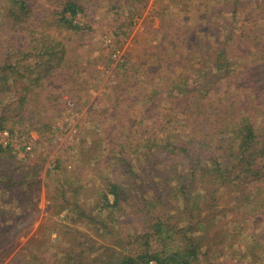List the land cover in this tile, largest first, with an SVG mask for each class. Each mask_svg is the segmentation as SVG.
I'll return each instance as SVG.
<instances>
[{"label": "rangeland", "instance_id": "1", "mask_svg": "<svg viewBox=\"0 0 264 264\" xmlns=\"http://www.w3.org/2000/svg\"><path fill=\"white\" fill-rule=\"evenodd\" d=\"M81 1L86 9L85 14H80L76 18L85 26L84 31L80 32L66 30L57 23L52 24L60 18L58 13L62 11L65 0L28 2L32 3L34 8L33 22H29L28 26L38 31L35 38L42 43L43 37L50 35L56 42L70 46L61 68H58L61 77L51 81L42 79L39 82L41 87L38 85L32 87L33 90L42 93L44 103L39 109H42L43 117L50 118L48 123L51 125V131L46 135L44 133L43 141L35 144V141L40 140L41 134L37 127L33 128L29 124L25 129L16 126L14 133L10 132L12 124H7L4 131H0V143L4 146L11 145L12 154H18V161H22L25 166H33L39 161L42 164L37 177L41 181L34 189L33 198L36 204L34 210H31V206L20 207L19 198L10 203L5 194L2 193L0 196V205L6 206V213L15 212L18 217L16 220L0 222V227L11 224L14 227L5 237L6 247H13V250L0 264H42L46 260L59 261L65 256L64 250L73 244L78 251L86 248L80 244L95 243L96 247L110 244L112 236L104 235L100 229V222L93 219V216L100 213V207L96 206L92 194L94 182L99 184L105 176L126 179L124 171L116 170L120 164H116L115 160L122 146L135 145L134 137L141 129L144 115H159L165 119L177 118L176 115L181 113L186 103L198 99L208 108L206 103L208 101L214 104L210 107H217L215 105L217 99H222L224 103L227 94V98L234 99L237 106L246 104L244 102L246 98L249 106L252 101L253 106L264 108V94H261L264 93L262 72H259L261 78L254 85L249 84L253 79V73L244 75V70L238 69V75L234 74L223 83H218L213 91L208 90L204 93L203 98L197 91L184 94L189 77H194L193 72L189 73L188 61L192 59V63L195 64L199 60L202 61L205 53L214 52L215 40L227 29L221 20L232 15L222 8L224 0H145L132 7L127 5L128 0ZM254 1L251 0L253 3ZM9 5L8 0H0V11ZM249 6L250 3L246 5L247 9ZM220 9L224 16H220ZM211 17L217 23L215 28H211L216 34L215 39L199 41L190 36L188 41L183 39L182 28L190 26L191 29L202 31ZM245 17L244 14L238 18L241 22L238 29L251 27L248 26V19ZM208 29L210 27L206 28ZM41 30L45 32L41 33ZM240 33L241 31L237 30V34ZM24 38L26 39L24 34L3 27L0 15L1 64L5 65L12 61L16 66L14 74L10 70L12 81L17 75L25 72L30 75V71H25L24 67L29 65L35 67L37 60L41 59L38 50L30 51L28 48L30 45L24 47L26 42ZM160 44L165 45V56H161L158 48ZM194 47L202 51L193 53ZM57 50L60 51L61 47H57ZM245 59L238 60L241 68L252 64L249 59L244 61ZM137 62L139 64H136ZM135 64L139 66L136 67ZM195 67L198 69L196 64ZM136 68L137 71L134 70ZM33 71L36 74L39 72L34 69ZM34 75L31 74L32 77ZM70 76L81 82L80 89H76L73 80L68 79ZM119 84L120 87L113 89ZM17 95L13 92L7 100L10 98L17 101L15 97ZM54 95L60 96L62 109L57 107ZM78 97L84 98L79 101ZM259 97L262 98L257 100ZM97 110H104L103 120L91 116ZM211 112L213 109L209 110V113ZM244 113L246 112L239 110L230 121L235 122L238 116ZM256 113L262 116L258 118V125H261L264 121V109H259ZM204 119L209 125L211 117L207 116ZM27 129H30L29 135L26 134ZM39 153L42 161L39 159ZM88 154L94 159L87 160ZM112 162L113 166L108 167ZM155 166L159 171L162 170L159 163ZM139 167L141 168L140 164ZM100 168H103V173ZM133 169L139 171L137 168ZM56 177L61 180L65 178L66 181L72 179L74 182L81 179L85 187L74 197L68 186L62 191L56 188L58 186ZM132 188L131 184H126V191L130 194L129 200L132 199ZM22 189H25V186H22ZM48 190L50 194H57L59 197L65 193L67 201L72 203L71 208H74L75 204L83 205V208L78 210L86 211V216L77 218L78 212L68 213L69 210L53 214V210L50 209L51 200L47 197ZM219 195L221 198L217 209L223 213H214L215 216L212 214L215 218L214 223H210L208 233L206 231L203 233L207 236L204 235L205 241L200 248L201 255L194 264H254V245L261 235H264V216H260L261 212L255 205L264 203V193L257 197L255 202L253 199L247 204L241 202L243 199L241 193L236 195L240 196L236 199L234 194L222 188ZM179 197L180 200L175 197L169 198L171 205L179 206L177 210L171 211L178 215L176 221L182 216L179 223L182 227L187 224L181 214L185 210L182 194ZM109 214L103 210L101 219L106 220ZM204 214L203 211L202 215ZM74 217L79 220L78 223L73 220ZM133 227H138V223L134 222L131 227L126 225L123 229H116L125 244L123 247L112 244L111 246L116 247L123 255L141 253L146 248L147 237L136 240ZM138 229L142 231L141 228ZM3 231L0 229V234L4 233ZM152 233L153 230H149L151 244H155L154 249H158L160 244ZM164 241L176 246L181 245L183 239L182 235H178L176 239ZM159 242L161 243L160 240ZM86 250L88 251L87 248ZM100 251L97 250L93 256Z\"/></svg>", "mask_w": 264, "mask_h": 264}, {"label": "trees", "instance_id": "2", "mask_svg": "<svg viewBox=\"0 0 264 264\" xmlns=\"http://www.w3.org/2000/svg\"><path fill=\"white\" fill-rule=\"evenodd\" d=\"M8 1L9 7L0 11L3 27L24 34L26 37V39L24 38V42L26 41L24 47L30 45L31 47H28L30 51L38 50L41 59L37 60L38 63L35 67L32 65L24 67L25 71H30V75L25 72L17 75L16 79L12 81L10 70L14 74L16 66L12 61L2 65L0 58V131H4L7 124H12L13 128L10 132L14 133L16 126L25 129L29 124L33 128L37 127L41 134L40 140L35 141V144H39L47 132L51 131V125L48 123L50 118L43 117V111L39 109L40 105L44 103L43 97H41L42 93L33 90L32 87L33 85L41 87L39 82L42 79L46 78L47 81H51L61 77L58 68H61L62 62L67 57L70 45L56 42L55 38L50 35L44 36L41 43L35 38L38 31L28 26L29 22H33L32 15L34 13L32 3H28L30 0ZM144 1L128 0L127 5L138 6V3ZM223 3L224 7L222 8L231 12L232 15L221 20L227 29L215 40L214 52L205 53L207 55L206 57L205 54L202 56V61L195 62L198 69L192 63V59L188 61L189 73L193 72L194 77H189L185 86L187 89L184 90L185 95L197 91L203 98V94L208 90L213 91L218 83H223L225 79H229L234 74V76L238 75V69L244 70V75L253 73V79L249 82L252 85L260 80L259 72L264 73V0H255L254 3L251 0H224ZM249 3L251 6L247 9L246 5ZM85 9L81 0H65L62 11L58 13L60 18L52 24L57 23L58 26L69 31H84L85 26L81 25L76 18L80 14H85ZM244 14L248 19V26L251 27L238 29L237 27L241 24L238 18ZM220 16H224L221 9ZM212 18L202 31L191 29L190 26L182 28L183 39L188 41L189 36L199 41L215 39L216 34L211 28H215L217 23ZM208 27L210 29L206 30ZM237 30H240L241 33L237 34ZM40 32L43 33L45 30ZM199 45L201 46V44ZM59 46L61 47L60 51L57 50ZM164 46V44H160L158 47L161 56L166 55ZM253 47L254 49H252ZM194 48L195 50L192 48L193 53L196 51L198 53V50L202 51L200 48ZM241 58H246L244 61L249 59L252 64L241 68L238 61ZM130 65H132L131 61ZM138 66L136 65V67ZM33 69L39 72L36 74ZM137 69L134 70L137 71ZM33 73L34 77L31 76ZM68 79L73 80L76 89L82 87L81 82L74 79L73 76ZM20 83L22 86H19ZM117 87H120V84L114 86L113 89ZM13 92L18 94L15 96L17 101L10 100V98L7 100ZM227 97L228 94L224 103L222 99H217L218 102L215 103L217 107H210L214 104L210 101L206 102L209 108L195 99L193 102L186 103L181 113L176 115L177 118L165 119L164 116L159 115H144L141 129L134 137L135 145L122 146L120 154L115 160L116 164H120L116 170L124 171L126 179L105 176L99 184L94 182L92 194L96 206L100 207V213L93 216V219L100 222V229L104 235L112 236L110 244L107 243L101 247H96L95 243L80 244L85 245L88 251L86 248L78 251L73 244L64 250L65 256L59 261L46 260L42 264L197 263L201 255L200 248L207 236L203 233L205 231L208 233L210 223H214L215 220L212 214L223 213L217 209L221 198L220 190L225 188L234 194L236 199L240 197L236 195L241 193L243 196L241 202L244 204L252 202L253 199L255 202V199L264 193V121L258 125V118L262 116L256 113L259 109L264 108L253 106L252 101L249 106L246 98L244 101L246 104L237 106L234 99ZM78 98L80 101L84 97ZM261 98L259 97L257 100ZM60 99V96L54 95V101L58 103L57 107L62 109ZM220 101L222 105H220ZM210 109H213V112L209 113ZM239 110L246 113L240 114L235 122L230 121V118L234 117ZM104 115V110H97L91 114L95 119L101 120ZM207 116L211 117L209 125L204 119ZM29 130L27 129V135H29ZM30 140L32 139L30 138ZM39 154V159L42 161L41 153ZM17 159L18 154H12L11 145L4 146L0 143V196L2 193L5 194L10 203L15 198H19L20 207L31 206V210H34L36 208L33 198L34 189L41 181L37 177L42 169V164L39 161L33 166H25L22 161ZM91 159H94L93 156L88 154L87 160ZM108 159L111 161V157ZM158 163L162 166L161 171L156 169L155 165ZM113 164V162L110 163L108 167ZM133 168H137L139 171ZM102 169L99 170L102 172ZM56 180L58 182L56 188L62 191L65 186H68L74 197L85 187L83 181L81 183V179L74 182L72 179L66 181L65 178L61 180L56 177ZM59 180L61 181L59 182ZM126 184H131L133 187L131 200H129L130 194L126 191ZM22 186H25V189H22ZM180 194H182L185 209L181 214L187 224L182 227L179 225L182 216L176 221L178 215L171 211L177 210L179 206L171 205L169 198L175 197L180 200ZM47 197L48 200H51L49 202L53 214L69 210L68 213L78 212V214L76 213L77 218L86 216V211L78 210L83 208V205L75 204L74 208H71L72 203L67 201L65 193L59 197L57 194H50V190H48ZM255 208L261 212L260 216H264V203L262 205L256 203ZM103 210L110 213L106 220L101 219ZM6 211V206L0 205L1 223L8 219H18L15 212L6 213ZM203 211L204 215H202ZM30 214L33 216L32 213ZM73 220L76 223L79 221L75 217ZM134 222H137L138 227L142 230L140 232L138 227H133L137 236L136 240L147 237L146 248L141 253L123 255L114 247L115 245L123 247L125 244L116 229H123L126 225L131 227ZM12 228H14L12 224L0 227L1 230H4V233L0 234V263L13 250V247H6L7 238L5 239L6 234L11 232ZM151 229L153 230L152 234L156 236V241L160 244L158 249H154L155 244H151L152 237L148 235ZM178 235H182L181 245L175 246L164 241L176 239ZM88 239L90 241L89 237ZM186 241L188 242L186 243ZM97 250L100 252L93 256ZM254 264H264V235H261L254 245Z\"/></svg>", "mask_w": 264, "mask_h": 264}]
</instances>
